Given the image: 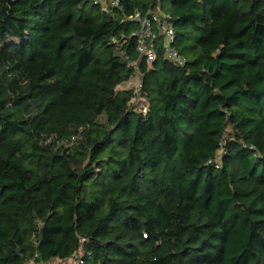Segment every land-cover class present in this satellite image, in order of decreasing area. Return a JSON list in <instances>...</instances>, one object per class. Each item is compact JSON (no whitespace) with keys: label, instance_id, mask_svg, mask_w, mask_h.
I'll return each instance as SVG.
<instances>
[{"label":"trees","instance_id":"1","mask_svg":"<svg viewBox=\"0 0 264 264\" xmlns=\"http://www.w3.org/2000/svg\"><path fill=\"white\" fill-rule=\"evenodd\" d=\"M106 1L0 0V264H264V0Z\"/></svg>","mask_w":264,"mask_h":264},{"label":"built area","instance_id":"2","mask_svg":"<svg viewBox=\"0 0 264 264\" xmlns=\"http://www.w3.org/2000/svg\"><path fill=\"white\" fill-rule=\"evenodd\" d=\"M95 2H99L102 4L103 8L106 6V0H94ZM109 3L111 5H117L118 0H110ZM130 19L134 21H138L140 23V32L138 34V50L141 54L146 55L148 62H151L154 59L155 51L152 48H148L147 41L152 39L154 36V29L158 30L159 34L163 35L165 40V51L166 57L176 63L182 64L183 59L178 55V53L171 47L172 42L174 41V29L170 26L167 21V18L164 15H159L158 13H154L151 16L144 15L141 16L138 12H135ZM136 79V85L133 89L134 93H137L139 88L141 87V80L138 78V75L134 76ZM146 111L144 107L142 109ZM80 260L77 255H73L66 263L64 264H79Z\"/></svg>","mask_w":264,"mask_h":264},{"label":"rangeland","instance_id":"3","mask_svg":"<svg viewBox=\"0 0 264 264\" xmlns=\"http://www.w3.org/2000/svg\"><path fill=\"white\" fill-rule=\"evenodd\" d=\"M160 10L162 12H164V13L168 12V10H169V0H164V4H163L162 8H160ZM86 15H87V12H84L83 15H77V18H82V17H85ZM135 80L136 79H131L130 81L120 85L119 87L120 88H128V89L129 88H134L135 85L137 84ZM188 130H190V129H188Z\"/></svg>","mask_w":264,"mask_h":264}]
</instances>
